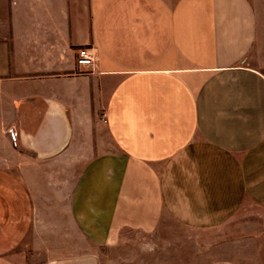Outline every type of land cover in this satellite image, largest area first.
Returning <instances> with one entry per match:
<instances>
[{"label": "crops", "instance_id": "0c3cea01", "mask_svg": "<svg viewBox=\"0 0 264 264\" xmlns=\"http://www.w3.org/2000/svg\"><path fill=\"white\" fill-rule=\"evenodd\" d=\"M247 200L264 207L254 0H0V264H98L125 230L215 227Z\"/></svg>", "mask_w": 264, "mask_h": 264}, {"label": "rangeland", "instance_id": "374dc122", "mask_svg": "<svg viewBox=\"0 0 264 264\" xmlns=\"http://www.w3.org/2000/svg\"><path fill=\"white\" fill-rule=\"evenodd\" d=\"M264 20V0H254ZM98 264H264V207L247 200L223 224L194 228L164 218L152 233L125 230Z\"/></svg>", "mask_w": 264, "mask_h": 264}, {"label": "built area", "instance_id": "2783aa9c", "mask_svg": "<svg viewBox=\"0 0 264 264\" xmlns=\"http://www.w3.org/2000/svg\"><path fill=\"white\" fill-rule=\"evenodd\" d=\"M94 62V56L91 49L87 46H81L77 50L76 63L81 67H90Z\"/></svg>", "mask_w": 264, "mask_h": 264}]
</instances>
